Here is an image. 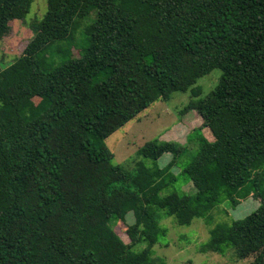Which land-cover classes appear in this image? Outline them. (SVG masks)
I'll return each mask as SVG.
<instances>
[{
    "label": "trees",
    "instance_id": "trees-1",
    "mask_svg": "<svg viewBox=\"0 0 264 264\" xmlns=\"http://www.w3.org/2000/svg\"><path fill=\"white\" fill-rule=\"evenodd\" d=\"M33 3L0 0V40ZM90 16L78 58H40ZM215 69L219 83L201 98L198 81ZM176 92L193 95L180 114L203 121L187 137L191 162L176 175L188 147L154 140L139 155L169 153L165 167L114 164L104 141ZM180 177L193 193L170 190ZM251 198L257 208L217 224L200 252L264 264V0H47L0 70V264H166L153 247L162 220L191 226Z\"/></svg>",
    "mask_w": 264,
    "mask_h": 264
},
{
    "label": "rangeland",
    "instance_id": "rangeland-1",
    "mask_svg": "<svg viewBox=\"0 0 264 264\" xmlns=\"http://www.w3.org/2000/svg\"><path fill=\"white\" fill-rule=\"evenodd\" d=\"M46 10L47 0H34L30 13L24 21L15 20L10 23L9 35L0 40V70L20 57L34 35L35 23L43 18ZM92 21V16H90L83 22L82 29L73 35L72 41L55 44L54 48L40 54V58L46 59L48 63L55 62L57 64L67 55L69 58H78L87 45V36L83 28ZM221 74V70L215 69L198 81L197 87L201 92V98L217 86ZM192 98L191 92H176L170 100L154 103L137 118L107 138L104 145L114 153V164L121 166L127 172H134L141 163L150 168L156 167V164L163 168L172 160L171 154L167 153L155 162L141 157L140 149L147 142L154 140L178 142L184 144L182 145L184 147L187 146L188 149L185 148L187 150L183 157L178 161L177 167L173 168V173L177 175L196 155L198 146L194 142L187 141L188 134L203 123L196 112H190L184 116L180 114V111ZM203 133L209 140H213L208 129H204ZM170 190L178 193L188 192L189 194L194 192L191 183L186 185L182 177ZM258 200L260 199L251 198L236 209L229 208V211L224 210L228 207V204H224L212 214L209 220L196 218L191 226L178 225L174 217L162 220L161 225L167 230V235L160 240V243L153 246L156 256L163 258L166 264H250L253 260L252 257L240 259L233 252L226 256L212 252L202 253L200 248L201 245L209 241L210 231L217 224H231L234 220L244 218L257 208ZM127 221L129 224L134 223L133 214L128 215ZM115 230L125 242H129V237L121 224L118 223Z\"/></svg>",
    "mask_w": 264,
    "mask_h": 264
}]
</instances>
